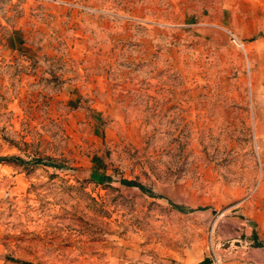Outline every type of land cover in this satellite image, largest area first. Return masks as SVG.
Wrapping results in <instances>:
<instances>
[{
  "label": "rangeland",
  "instance_id": "obj_1",
  "mask_svg": "<svg viewBox=\"0 0 264 264\" xmlns=\"http://www.w3.org/2000/svg\"><path fill=\"white\" fill-rule=\"evenodd\" d=\"M9 156L0 264H264V0H0Z\"/></svg>",
  "mask_w": 264,
  "mask_h": 264
},
{
  "label": "trees",
  "instance_id": "obj_2",
  "mask_svg": "<svg viewBox=\"0 0 264 264\" xmlns=\"http://www.w3.org/2000/svg\"><path fill=\"white\" fill-rule=\"evenodd\" d=\"M5 158H9V159H13V158H14V159H15L16 157H14V156L0 157V160L5 159ZM121 182L124 183L125 185H134V186H137L138 188H140L141 190H144V188H143L141 185H139V183H137V182L134 181V180L122 179ZM172 205H173L174 207H176L177 209H179V210H181V211H184V212H191V211L194 210V208L183 207V206H181V205H177V204H175V203H172Z\"/></svg>",
  "mask_w": 264,
  "mask_h": 264
},
{
  "label": "water",
  "instance_id": "obj_3",
  "mask_svg": "<svg viewBox=\"0 0 264 264\" xmlns=\"http://www.w3.org/2000/svg\"><path fill=\"white\" fill-rule=\"evenodd\" d=\"M209 262H211L210 258H206V259H204V261H202V263H209Z\"/></svg>",
  "mask_w": 264,
  "mask_h": 264
}]
</instances>
